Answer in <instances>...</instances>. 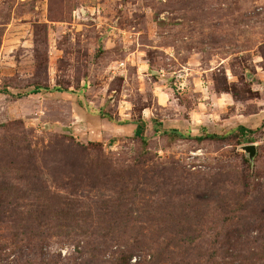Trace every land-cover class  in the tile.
Masks as SVG:
<instances>
[{
	"label": "rangeland",
	"instance_id": "1",
	"mask_svg": "<svg viewBox=\"0 0 264 264\" xmlns=\"http://www.w3.org/2000/svg\"><path fill=\"white\" fill-rule=\"evenodd\" d=\"M0 92V264H264V0H0ZM212 192L228 235L161 221Z\"/></svg>",
	"mask_w": 264,
	"mask_h": 264
},
{
	"label": "trees",
	"instance_id": "2",
	"mask_svg": "<svg viewBox=\"0 0 264 264\" xmlns=\"http://www.w3.org/2000/svg\"><path fill=\"white\" fill-rule=\"evenodd\" d=\"M37 91L35 92L37 93ZM57 91H60V90L57 89ZM249 131L250 130L240 127L238 129V134L242 135L241 137H244ZM159 133H160V130L159 128H157V124L153 125L152 123L149 124L148 122L144 123L142 120H140L139 123H137L136 125L133 138L141 141L143 147L146 148L147 142L143 135L145 134L147 136L154 137ZM171 135H173L174 137L176 136L179 139L187 138L186 136L179 134L175 130L172 132ZM213 139L222 140L224 138H219L217 136H208L206 138H196V141L203 142L204 140H213ZM3 169L5 172L14 170L11 164H8V166L5 165ZM69 182L70 184H74L73 181H69ZM3 184H5V182H0V202H5V200L8 198L6 195H4V193H5V190L9 189V186L3 185ZM10 191H9V194H11ZM247 195H249L248 192L245 195H241L239 193L233 194L229 200L226 197L223 199L221 196H219L218 192H212V196L208 195L206 199L197 198L195 199V201L193 200H191L190 202L186 201L185 203L179 204L177 206H173L172 207L173 209L169 212L168 216H167V212H165V215L167 217H163L161 213V221L164 224H168L170 226H174L176 224H179L177 226H180V225L184 227L188 226L189 234H192L195 232L194 227H196V229L197 228L203 229V227L206 226V228L208 229H213L211 227L218 229L220 226L221 229L219 231L223 234L228 235L230 233L229 229L235 224L234 220L238 218L240 214H241L240 219H242L244 211L246 209H249V206L247 205V202H246L248 198ZM260 197L261 195L258 196V198ZM62 201H64L65 204L60 205V201H58L56 208L47 206L41 210L39 215L36 214L38 220L40 221L38 223L39 227L45 224L47 227H49V223L53 221L58 222V223L60 222L58 227L63 225V221H65L66 219L65 216L68 214V212H70V210L73 207V204L68 203L71 201L67 199L62 200ZM51 209H53V211H50ZM118 209H121V207H118ZM111 214H113V211H111ZM252 214H254V212ZM54 219H57V220H54ZM168 225H165V226H168ZM169 232H172V230H170ZM181 233L182 231L175 227L176 236H180ZM38 235H39L38 233L33 234V236L35 237H38ZM28 240H30V236ZM132 256L133 255H130L127 259L122 258V260L124 261L126 260L128 264ZM255 257L257 261L264 259V250L261 249L260 251H257L254 254V258ZM156 262L157 260H153L151 258V260L146 264H155Z\"/></svg>",
	"mask_w": 264,
	"mask_h": 264
},
{
	"label": "water",
	"instance_id": "3",
	"mask_svg": "<svg viewBox=\"0 0 264 264\" xmlns=\"http://www.w3.org/2000/svg\"><path fill=\"white\" fill-rule=\"evenodd\" d=\"M245 151L250 154V157L253 158L256 154V149L254 146H248L245 148Z\"/></svg>",
	"mask_w": 264,
	"mask_h": 264
}]
</instances>
